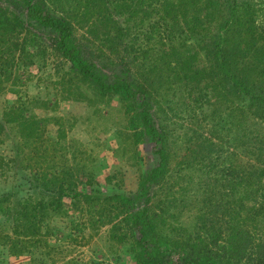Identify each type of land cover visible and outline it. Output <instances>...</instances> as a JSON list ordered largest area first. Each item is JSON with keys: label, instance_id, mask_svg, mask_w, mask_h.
I'll list each match as a JSON object with an SVG mask.
<instances>
[{"label": "rangeland", "instance_id": "1", "mask_svg": "<svg viewBox=\"0 0 264 264\" xmlns=\"http://www.w3.org/2000/svg\"><path fill=\"white\" fill-rule=\"evenodd\" d=\"M33 1L71 22L82 55L104 78L147 86L150 104L167 117L156 124L158 131L172 130L164 147L168 170L148 197L140 195V174L152 168L160 144L142 133L137 139L141 127L132 126V102L88 83L74 88L73 64L56 52L18 64L15 40L0 31V264H137L131 246H138L140 234L127 214L145 207L151 217L160 214L156 229L162 234L197 230L204 238L213 218L214 228L244 230L253 247H262V254L248 250L244 263L264 257V103L245 97L241 87L227 93L230 73L264 86V63L258 53L217 57L227 17L221 0H144L147 9L142 0H107L108 22L82 20L84 0ZM0 6L14 10L3 0ZM18 12L25 18V9ZM114 20L130 21L143 52L126 59ZM256 23L264 28V19ZM25 29L18 42L26 38V51H34V37L51 49L53 33L34 21ZM251 35L256 39L258 32L227 30L222 45L235 54L233 44L242 50L241 39ZM90 39L94 44L87 45ZM223 60L237 71L222 73ZM115 194L129 201L107 199Z\"/></svg>", "mask_w": 264, "mask_h": 264}, {"label": "trees", "instance_id": "2", "mask_svg": "<svg viewBox=\"0 0 264 264\" xmlns=\"http://www.w3.org/2000/svg\"><path fill=\"white\" fill-rule=\"evenodd\" d=\"M3 1L11 4L14 10H10L9 7L6 8L0 6V31L4 32L8 39H12V41L15 40L13 42L14 46L20 50L21 54L18 64L20 63L22 66H29L32 63L31 61L33 56L45 59V51L47 52V55L51 54V51H53L62 58L72 62V69L74 72L72 74L73 80L70 81L73 82L74 88L88 83L92 85L94 90L98 91L100 94H121L132 102L134 109L136 108L133 116L134 124L132 126H135L134 128H137L138 126L141 127L137 128L139 129L138 132H135L137 139L138 136L141 135L140 133H142L147 135L150 141H155L156 145L160 144L159 148H156L155 146L153 148L152 156L153 161L155 162L154 165H152V168L150 169H144L139 177V194L148 197L150 186L159 180H163L165 173L168 170V166L165 164L167 161V154L164 147L166 144V133H172V130L170 128L161 127L163 130L165 129V132L158 131L156 124L164 123L167 120V117L162 115L163 109L161 108V110H159L156 102L150 104V94L147 86L134 80L126 81L121 78H115L109 81L104 78L101 72L96 70L88 59L82 55L81 46H79L74 36L73 26L66 17H56L49 13H44V7L40 5V3L34 2L33 0ZM106 1L107 0H100L98 4L97 0H84V7L82 6L84 11H81L80 15L82 17H86V19L82 18V20H88V17H92L96 18L95 20L102 18L101 21L103 22L110 21V8L108 9ZM144 2L145 1L142 0L141 7L142 9H147V7L142 6L144 5ZM221 3L226 9L227 17L225 24L222 25L220 30L222 34L220 35L221 38L215 43L217 57H221L222 54L224 55L222 58L228 57L229 55L238 56L237 54L240 52H243L244 54L258 53L256 55V59L259 63H264V28L258 26L256 23V17L264 19V0H221ZM76 5L77 7H80L78 3ZM139 6L140 5H138V7ZM23 9L26 11L25 18L20 16L18 12ZM94 11H97L96 15L93 14ZM162 11L165 12L163 9ZM33 21L38 27L45 28L53 33L54 41L51 49L48 48L47 44L42 45V40H40L39 37H34L36 43H34L32 38L30 39L29 45L34 48L33 52L26 51L25 48L28 44L26 38L22 39L21 42H18L20 41L18 39V35H20L23 31L27 32L25 24L32 23ZM114 21L118 23L116 20ZM130 21H127L126 25L118 23L120 26H117L119 37L124 38L126 41V44L123 46V50L127 54L126 59L128 55L133 54L132 52L139 50L142 51V42H138L139 35L132 31ZM242 29L246 32V34L257 31L258 37L256 39L255 37L253 38L252 35L249 38L244 37L241 39L244 42V49H237L236 45L238 44L234 43L233 50L236 53H230V49L222 45V43L226 41L224 32L227 30H233L234 33L238 34L242 31ZM88 44H94V41L91 39L87 40V45ZM37 45L39 47H36ZM137 55L132 57L133 60L138 57ZM132 61L129 59V63H132ZM229 62L223 60V66L219 65L222 73L228 74L231 71H237L238 66H231V62L230 64ZM190 63L191 66L189 64L187 65L192 69V62ZM195 64L198 66L197 62H195ZM211 70L218 71V68L212 67ZM230 76L233 79L232 89L227 90V93L232 94L233 88L236 89L237 87H241L240 89H243L244 92H242V94L245 97H251V99H254L256 102L258 100L259 104L264 103V86L253 84L249 80L246 82H244V80L239 81L237 76L231 73ZM58 78L59 81L64 79L63 75L58 76ZM262 83L264 85L263 81ZM248 88L253 90H247ZM68 91L72 92L73 90L69 88ZM224 93L225 92L223 91L220 95L223 96ZM176 102L178 106H180V103L177 100L172 103L174 104ZM152 105H155V108L157 106L156 111L153 109L154 106ZM152 110H154V112H152ZM63 193V191H60L59 194L63 195ZM74 195L85 196L83 193L78 191H75ZM96 197L99 198V196ZM111 198L119 200L121 205H126L129 201V199L123 194H115L107 199L110 200ZM3 199L4 197L0 196V212L5 211ZM164 206L166 207L167 205ZM112 207L113 206H109L110 209ZM161 208L164 213L165 208ZM121 210L123 211V208ZM147 211L148 209L145 207L134 214H127L130 216L129 220L131 219L134 222V225L140 234V238L137 240V244L140 249L138 246H131V253L133 254L137 264H247L248 262L244 263L243 261L246 258L248 250H252L254 248L256 253L262 254V247L260 245H255L253 247V241L251 240L248 232L232 226H227L226 232L222 231L219 226L216 229L214 228L213 218H211L207 223L209 229H207L208 234H206L204 238L197 232V230L192 232V235V233L181 232L175 228L172 229L178 233V236H171L157 231L156 226L160 221L158 217L160 214L158 215L156 212H152V215L155 216L151 217ZM118 212L120 211L118 210ZM203 220L204 219L200 220L201 223ZM204 225L205 223L203 226ZM206 237H208L207 240H205ZM174 254H177L178 258H173ZM255 261L256 262L254 264H264V257L259 255L255 258Z\"/></svg>", "mask_w": 264, "mask_h": 264}]
</instances>
